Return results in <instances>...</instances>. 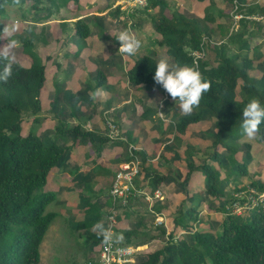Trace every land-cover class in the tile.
<instances>
[{"label":"trees","instance_id":"trees-1","mask_svg":"<svg viewBox=\"0 0 264 264\" xmlns=\"http://www.w3.org/2000/svg\"><path fill=\"white\" fill-rule=\"evenodd\" d=\"M195 1L207 2V9H213L215 6V0ZM27 2H31L30 8L35 12L45 13L34 19V23H39L58 13L61 8H66L69 2L77 4L78 0H19L18 4L15 0H0V16L5 14L6 6H22ZM222 2L230 4L231 10L236 8V13L243 16L260 15L264 17V5L249 6L243 0H222ZM168 5L167 0H147L146 7L147 9L164 10ZM139 10L142 9L136 11ZM116 12H119L118 9ZM203 20L214 23V15L211 16L207 11ZM249 21L239 20L240 32L238 29L230 30L232 22L226 31V41L228 44L236 45L239 53L251 49L248 41L243 38L244 34L251 36L246 32L247 25L252 23ZM67 24V21H61L60 26L63 27V31ZM73 24L74 36L78 37V40H85L90 36V29L84 20L78 19ZM32 28H29L30 36L22 38L20 42L22 52L31 61L30 65L24 67L17 62L13 68V76L7 84L0 82V264H39L40 245L58 215V213L46 212L54 195L48 191L43 192V189L47 184L48 174L59 164L65 149L69 151L81 142L89 145L98 157L107 146L124 147L126 145L122 141L109 140L103 133L89 129L83 130L80 124L66 128L62 121L55 125L53 138L48 140V142L51 141L50 143H46L47 138L40 137L33 131H29L26 135L22 134L24 114L35 117L36 122L42 121L39 117L42 110L40 96L47 79L46 68L34 49V41L40 38L33 33ZM153 29L159 36L157 45L165 49V54L173 64L194 65L189 55L190 51L199 50L204 45L203 37H210V32L201 21L175 11H172L170 17L161 15L160 19L153 24ZM262 30L264 33V28ZM41 40L45 42L44 38ZM216 55L220 63L215 67L210 66L205 59L197 63L204 77L211 80L212 87L204 94L200 106L194 110L196 114L185 116L170 127L179 135H183L190 126L199 123L203 116H210L214 119L215 131L212 133L213 154L211 159L217 167L207 163L195 165L188 162L187 172L182 181L185 183V186L182 185V194H187V198L192 197L195 203L193 201L194 204L186 209L182 207L177 213L172 221L173 229L167 234L164 245L134 264H264V209L253 210L243 216L232 215L226 210V206L233 202V193L230 194L225 190L228 182L233 183L231 192L245 190L246 186L240 185L238 181L244 177L250 180L247 184L250 188L259 192L264 191V181L256 179L252 181L246 176V163L245 161L239 162L235 157V154H240V152L234 144L240 135H244L241 128L243 108L254 97L264 103V66L260 65L258 68L260 72L258 79H253L249 74L253 70L252 61L244 57L239 63L238 53L227 54V43H222L216 49ZM156 64L151 56L135 57L131 67L125 73L127 81L133 88L152 87L163 94L166 93L167 97L171 98L162 86L154 82ZM3 65L4 61L0 60V70ZM105 82V74L98 71L96 87H100ZM152 114V110L147 108L142 117L147 119ZM69 136L74 139L71 147L66 145ZM257 138L264 144V123L260 126ZM175 140H177L176 137ZM58 142L63 146H60ZM252 145V148L258 150L254 142ZM186 153L188 154V151ZM136 154L142 157L141 170L150 174L149 184L152 192L161 189L160 184L166 183L170 175H161L155 170H149L145 167L144 152L137 151ZM128 160L126 150L124 161ZM116 170L111 171L112 177ZM111 172L108 173L111 174ZM199 173L204 180L203 192L208 198H212L210 202H204L200 192L192 194L188 192V185ZM221 173L224 174L223 178ZM139 180L137 177L134 181L137 190L141 188L137 185ZM103 191L100 189L98 194ZM91 197L98 199L94 202H87L88 208L84 212L89 217L79 223L86 229H91L97 222L103 221V216L107 214L106 210L108 211L112 204L109 194L102 195L105 200L102 204L97 195ZM143 198V195L131 196L126 207H119L120 213L117 217L115 231L122 233L120 237L122 236L123 239L120 241L124 246H134L133 238H137L141 233L137 230H121L119 226L132 215L139 214L136 202ZM144 202L148 205L146 201ZM197 202H199L198 205ZM215 202L219 206L214 212L222 216L219 230L215 233L201 231L199 228H206V225L202 221L204 215H200L201 212L198 210L205 207L210 211L211 204L214 205ZM161 209L158 203L153 206L152 210L160 215ZM106 226L105 221V228ZM161 228H159L161 237L165 238L163 235L166 231L164 227ZM177 230L181 232L183 238L176 241L174 233ZM90 238L102 243L101 234H93Z\"/></svg>","mask_w":264,"mask_h":264},{"label":"rangeland","instance_id":"rangeland-1","mask_svg":"<svg viewBox=\"0 0 264 264\" xmlns=\"http://www.w3.org/2000/svg\"><path fill=\"white\" fill-rule=\"evenodd\" d=\"M122 1L123 0H78L77 4L69 2L66 8H61L58 13L39 23H34V19L45 13L43 11L37 13L31 9V2H27L22 6H6L5 14L0 16V49L9 43L10 40L15 39L21 42L22 38H28L30 36V27H33V33L40 38V40L34 41V49L36 50L35 52L37 54L40 53V60L45 66L47 72L46 83L41 91L40 96L42 101V110L39 117H41L40 119H42V121L36 122L34 120L35 117L24 114L22 130L23 135H26L29 131H33L34 133L39 134L41 137L47 138L46 143H50L51 141L48 142V140L53 138L52 134L55 132L54 127L59 121L64 122L66 128L70 127L65 120V118H67L69 115L76 116V121L77 123L79 122L83 130H87L89 128L87 125H89L91 128L98 131V133L104 134L103 125H105V120H112L114 123H117V125H120V129L123 130H120L121 137L122 132L123 134L125 133V129L122 128V125H129L128 129L130 132L136 131V133H133L131 136V141L135 144L141 143L138 149L139 151L144 152L143 156L146 158V163L149 161H153L155 163L157 160V164L155 163V166H161L163 159H166L168 163H170L168 167V173L170 174V177L167 178L166 182L167 186H170V188H164V186H160V200L156 199L153 200L154 202L148 203V201L143 198V200L146 201L148 205L142 199H139L138 202H136V207L139 211V214L132 215L128 220L121 222V225L119 226L121 230H137L139 233H141V235H139L137 238H133L135 245L128 246L134 248L133 261L130 263L134 264L143 260L145 255L148 253H151L164 245L167 234L173 229V219L177 213L181 211L182 207L183 209L187 208V201L191 198H187V194L182 195V185L185 186V183L182 181L184 180L185 173L187 172L188 162H192L195 165L207 163L217 167V164L211 159L213 154L211 142L213 140L212 133L215 131V121L210 116H203L199 123L190 126L185 134L179 135L170 127V125H174V123H177L181 118L188 115H185L181 112L178 101L176 103L172 98H168L166 93L163 94L152 87L133 88L131 85H129L125 75L126 72L124 71V69L130 68L133 63L131 60L128 62L129 57L125 58L123 56L122 61L113 58L115 59L114 61L105 63L98 68H95L96 66L86 58L89 51L80 50V56L78 57L79 60L81 58V63L78 65V61L76 58H74L76 54L75 50H71V52L74 51L72 55L73 57L66 55V50L64 48L66 43V32L69 33V36L72 40L68 42L72 43L73 46L75 45V49H77V44L76 41H74L73 35L74 30L72 29L74 25L73 23L79 19L77 17L85 14L89 15L90 13L92 14L94 12L102 13L99 15L100 17H89L83 19L85 22H87L88 28L90 29V36H94L93 32L100 31L101 35L99 36V39L103 42L102 45L107 47L108 45L111 46L113 44L118 45L119 41L116 40L117 35L121 31L128 30L142 42V47L135 56L141 57L142 55H148L153 57L156 63H158L161 58L168 56L165 54V49L157 45V39L159 36L155 34L153 24L160 19L161 15L170 17L172 11L180 14L184 13L187 17L201 21V23L204 24L210 32L209 38L206 36L203 37L206 43L204 59L210 66L215 67L220 63L216 55V49L222 43H227V54L234 55L238 53V55H240L238 59L239 63L244 57L252 61L253 70L249 72V74L250 76L252 75L253 79H258L260 76L258 68L260 65L264 66V33L262 30L264 28V17L260 21H249L252 23L247 25L246 32L251 34V36L244 34L243 38L248 41L251 49L246 52L239 53L236 45L228 44L226 41V31L231 22L232 26L230 30L234 29L235 31L238 29V32H240L238 27L239 21L234 22L232 19V15L236 13V8L231 10L230 4H226L222 2V0H215V6L213 9H207V2L198 3L195 0H167L169 5L164 10L158 8L147 9V7H145L139 11H136L138 9H135L133 11L134 13L122 11L123 9L121 6H119ZM243 1L249 6L264 5V0ZM42 4L45 3L42 2ZM117 9L119 11L118 13L116 12ZM207 11L211 14V16L214 15V23H209L208 20H203ZM101 15L103 16L101 17ZM228 15H230V17H228ZM69 18H71V20H69ZM63 20L72 22L71 24L68 23L64 31L60 26V23ZM5 26L16 27L17 31L10 37L6 36L2 33ZM106 30L107 32L104 33ZM41 38L45 39L44 43L42 42ZM79 41L83 42L84 40ZM96 42H98V39L94 37L93 43ZM68 47H70L69 44L67 45V48ZM13 51L16 54L18 63L22 64L24 67L30 65L31 61L29 57L22 52L21 46L17 47ZM68 58H70V60ZM74 60H76L77 63L73 62ZM169 62L172 63L170 58ZM113 65L116 66L119 71L116 74L117 89L114 88L116 85L114 81L109 82L107 80L110 78V75L113 72L111 71ZM100 70H102L101 72L105 74L106 82L100 87H96L95 82H97V72ZM73 74H75L74 78L78 79V81L83 84L84 90L76 92L70 88L67 95H63L61 92L57 91V85L59 84L57 77L62 80V84L68 85V79ZM80 77H83V79H80ZM97 88H102L104 90L105 94L102 95L103 97H101L102 102L100 101V98H97L95 101L90 99L92 92H94ZM119 88H123L121 92L124 90V93H121ZM89 90H91L90 93ZM161 100L163 101L162 107H160ZM54 101L55 103L52 105V102ZM117 101L125 102V104L122 106L124 109L122 113L127 114V118L124 122L121 120V118H117L115 116L119 112V108L115 105ZM69 102L73 104H69ZM82 105L87 111L85 114L79 112V108ZM60 106L63 107L64 112L58 115L57 109ZM147 108L151 109L154 115L153 117L151 116L145 119L142 117V115ZM159 111H162L166 117L161 118ZM194 114H196L195 111H193L190 115ZM85 115L91 117L94 115L95 116L92 120H90L91 117L84 119ZM57 117H63L64 119L59 120ZM84 124L86 126H84ZM166 129L170 131L167 136L165 135ZM159 131H161V139L160 141L154 142L153 139L155 138V133H158ZM175 137L177 140H175ZM69 138L70 140L68 143L70 142L72 145L74 139L72 136H69ZM122 142H124V140ZM253 142L255 145H257L259 150L252 148L254 145H252ZM234 144L237 148H239L238 152H240V154H235V157L239 162L245 161L246 163V176H248V178H250L252 181L255 179L257 181H263L264 144L258 138L250 140L245 135H240V137L234 141ZM59 145L63 146L62 143H59ZM129 146L127 143L124 151L122 150L123 153L121 152L123 155H125ZM133 146L137 147L135 145ZM86 148L91 155L86 154L84 158V156L82 157L84 154H81V156H78L79 161L77 160V164L82 163L80 168L81 170L83 169V172L86 171L84 166L87 167L88 160L92 162L93 159L91 157H97L94 156L95 152L89 145H87ZM186 151H188V154ZM253 152H255V157L252 154ZM123 155L120 156L121 159L124 158ZM64 156H68L66 149L59 164L55 167L56 169H63ZM136 156L139 157L137 154ZM85 160L87 161L85 162ZM118 160L119 159L114 162H110L111 171L117 169L118 165L120 164V161ZM140 161H142V157L140 158ZM84 162L85 165L83 166ZM91 162L88 164L90 167ZM70 167L67 166L69 170L73 168L72 167L70 169ZM74 171L75 170H71L67 172V175L69 176L67 178L68 182L70 180L74 183V179L79 178L78 176L75 177ZM142 171L143 169L141 170V173ZM96 172L97 168H95V171H93L94 174L91 172L87 174V172H85L86 175H83L82 178L88 182L87 185L82 183H77L74 185V193H72L73 199L70 201V203L67 202V204L69 203L71 205L73 203L75 208H66L67 204L62 203V199L56 190L48 191L54 195V199L47 206L46 212H54L58 213V215L50 225L40 245L39 264H98V249L101 245V241L96 242L95 240H92L90 236L93 234H98L99 232L93 231V228L86 229L84 226L79 224L80 222H84L86 217H89L84 212L85 209L87 210L88 208L86 206L87 202H94L96 199H98L97 197L93 198L91 196L98 194L100 189L105 188V183H108V181L112 180V172L111 174ZM146 176L149 179L150 175L148 172ZM201 177L202 175L200 173L194 176L196 180L194 181L197 185L196 188H194L198 193L200 192L201 199L204 200V202H210V199L212 198H208L203 192L204 180H202ZM221 177H224L223 173H221ZM51 178L52 177L50 176L48 185H51L50 189L53 190ZM238 181L240 185L243 184L246 186L245 189L250 187L247 185L249 184L250 180H246L244 177H241ZM145 183L146 181L140 179L137 182V185L141 187L139 188L141 191L151 194V185ZM228 183L229 184L225 185V190L230 194H234V192H231L233 183ZM94 185H97V187ZM63 187L61 193L66 190V187H64V190ZM136 189L138 188L136 187ZM153 193L154 192H152L151 197L153 196ZM104 194L105 191H103L101 194L99 193V195ZM81 195H84L85 197L82 196L80 198L79 196ZM87 195L91 196L86 197ZM193 201L195 203V200ZM193 201H191V205L194 204ZM158 203L162 207L160 215L155 214L152 210L153 206H156ZM62 204L63 206L61 207ZM198 204L199 202H197V205ZM217 204L218 203L214 205L211 204L210 211L205 207L198 210L201 212V214L203 213L202 215L204 216L202 217V221L204 222V225H206V228H199L201 231H209L212 233L218 232L222 216L220 213L214 212L218 209L219 205ZM109 210L110 208L108 211L106 210V212L108 213ZM119 213L120 211L117 214L119 215ZM118 215L115 218L116 225L118 221ZM161 227H164V230L166 231L165 235H163L165 238L161 237L162 234H160L161 231L159 229ZM114 234L116 243L122 245V242L119 239L122 233L114 230ZM181 238H183V235L177 230V232L174 233V239L177 241Z\"/></svg>","mask_w":264,"mask_h":264},{"label":"crops","instance_id":"crops-1","mask_svg":"<svg viewBox=\"0 0 264 264\" xmlns=\"http://www.w3.org/2000/svg\"><path fill=\"white\" fill-rule=\"evenodd\" d=\"M100 14H102V13H98V12H94V13H90L89 15H87V14H85V15H81L80 17H77V18H79V19H85V18H89V17H100L99 15ZM103 15H101V17H102ZM69 20H71V18H69ZM91 21V20H90ZM68 22V21H67ZM98 23H100L99 21H97ZM68 23H72L71 21H69ZM87 23V22H86ZM68 25V24H67ZM71 26V25H70ZM67 27V26H66ZM63 28V27H62ZM73 30H74V27L72 28ZM92 30V29H91ZM107 32V30L106 31H104V33H106ZM75 34V32H73V35ZM93 34H94V36H90V37H88V39L86 40H84L83 42H81V41H79L78 40V38L76 37V36H74V41H76V47H77V49H75V45L73 46V44L72 43H69L68 41H70L71 40V37L69 36V33L68 32H66V36H65V39H66V43H65V45H64V48H65V52H66V55L67 56H69V57H73L72 55H73V52L74 51H72L71 52V50H75V52H76V54H75V56H74V58H76V60L78 61V65H80V63H81V58H80V60H79V57L78 56H80V54H79V52H80V50L81 51H89L88 52V56H86V58H87V60H90L96 67L95 68H98L99 66H101V65H103V64H105V63H108V62H112V61H114L115 59L116 60H119V61H122V58H123V56L125 57V58H128V56H126L125 54H122V53H120L119 52V47H120V43L118 44V45H111V46H107V47H104L103 45H102V41L99 39V36L101 35V32L100 31H96V32H93ZM94 37L96 38V39H98V42H96V43H93V40H94ZM76 39V40H75ZM90 40V41H89ZM72 41V40H71ZM70 45V47H68L67 48V45ZM38 56L40 57L41 55H40V53L38 54ZM136 57V56H135ZM135 57H129L128 58V62L131 60V61H133V59H135ZM113 58H115V59H113ZM69 60H70V58H68ZM76 60H74L73 62H76L77 63V61ZM75 63V64H76ZM65 64L67 65V63L65 62ZM114 64V63H113ZM72 67V66H71ZM114 67V68H113ZM113 67H112V70L111 71H113L112 72V74L110 75V78L109 79H107L109 82H115V86H114V88H116L117 89V72H119L118 71V69L116 68V66H114L113 65ZM83 68V67H82ZM82 68H81V70H82ZM119 68V67H118ZM121 68H122V66H121ZM124 68V67H123ZM108 69V68H107ZM102 70H104V69H102ZM102 70H100V71H102ZM126 70L127 69H124V71L126 72ZM96 71V70H95ZM105 71V70H104ZM108 71V70H107ZM46 74H47V72H46ZM74 76H75V74H73V75H71V77L68 79V85H64V84H62V80L61 79H59V77H57V81L59 82V84L57 85V87H58V90L57 91H59V92H61L63 95H67V93L69 92V90H70V88L71 89H73V90H75L76 92L78 91V92H80V90L82 91V90H84V87H83V84L81 83V82H79L78 81V79H76V78H74ZM80 79H83V77H80ZM82 81V80H81ZM84 86H85V82H84ZM124 87V86H123ZM123 88H119V90H120V92H121V90H122ZM91 92V90H89V93ZM121 93H124V90H123V92H121ZM123 96V95H122ZM101 97H103V96H101ZM101 97H99L100 99H101ZM101 102H102V99L100 100ZM140 101V100H139ZM142 101V100H141ZM55 103V101L54 102H52V105ZM41 104H42V101H41ZM69 104H73V103H71V102H69ZM125 104V102H116L115 103V105L119 108V112L115 115L117 118H121V120L124 122L125 121V119L127 118L126 116H127V114L125 113H122V111H124V109H123V105ZM98 105H99V103H98ZM111 109H113V108H111ZM62 112H64V109H63V107H58V109H57V114L59 115L60 113H62ZM79 112H82L83 114H85V112H87L86 110H85V108L83 107V105L82 106H80V108H79ZM153 112V111H152ZM69 114H70V112H69ZM153 115H154V113L152 114V117H153ZM95 116V115H94ZM94 116H87V115H85V117H84V119H88L89 117H91L90 118V120H92L93 118H94ZM76 116L75 115H69L67 118H65V120H66V122L69 124L68 126H70L69 128H71L72 126H75V125H77V124H79V122L77 123V121H76V118H75ZM58 118V117H57ZM59 120H61V119H64L63 117H61V118H58ZM89 120V121H90ZM117 124V123H116ZM81 126V125H80ZM83 126V125H82ZM84 126H86L85 124H84ZM89 128V130H93V131H96L95 129H93V128H91L89 125H87ZM120 125H118V127H119ZM128 126L129 125H122V128H124L125 129V133L123 134V132H122V137H121V139H119V140H117V141H123L124 140V142L127 144L128 143V146L129 145H135V146H137V148H139L140 146L139 145H141V143L140 144H135V143H133L132 141H131V136L133 135V133H136V131H129V129H128ZM143 126V125H142ZM165 126V125H164ZM103 129H104V134L106 133V130H105V125H103ZM119 129H120V127H119ZM121 130V129H120ZM121 131H123V130H121ZM151 131H153V130H151ZM150 131V132H151ZM165 131V130H164ZM98 132V131H97ZM149 132V133H150ZM167 132V133H166ZM161 131H159L158 133L156 132L155 133V138L153 139L154 140V142H157V141H160V139H161ZM170 133V131H168V129H166V131H165V135L167 136L168 134ZM120 134H121V132H120ZM38 136H40L39 134H37ZM41 137V136H40ZM70 140V138L68 137L67 138V144H68V146L69 145H71L70 144V142L68 143V141ZM66 144V145H67ZM132 145V146H133ZM126 146V145H125ZM125 146L124 147H117V146H114V145H111V146H107L104 150H103V152L100 154V156H98V157H96V158H94V157H91L93 160H92V162L91 161H89L88 160V162H87V167L86 166H84L85 165V162L87 161V160H85V162L83 163V166L86 168V171L85 172H87V174H89V172H91L92 174H94L93 173V171H95V168H97V172L99 173V171L102 169V171H100L101 173H103V174H109L105 169H107V170H110L111 171V169H110V162H114V161H116L117 159H119L118 161H120V163H122L123 161H124V158H120V156H122L123 154V151H124V148H125ZM87 144H85V143H79L78 144V146L77 147H75V148H71L69 151H67V154H68V156H64V165H63V169L61 170V169H56L55 167L50 171V173L48 174V177H47V184H46V186H45V188H44V190L43 191H54V190H56L58 193H59V195H60V197H61V199H62V203L63 204H67V202H69L70 203V201L73 199V196H72V193H74V185L75 184H77V183H82V184H84V185H87L88 184V182H86L85 181V179H83L82 177H83V175H86V173L85 172H83L82 170H81V168H80V165H82V163L81 164H77V160H78V156H81V154H84V155H82V157L84 156V158H85V156H86V154L87 155H91L90 153H89V151H87ZM123 150V151H122ZM258 150H259V148H258ZM87 151V152H86ZM139 151V150H138ZM122 152V153H121ZM143 152V151H142ZM253 154V156L255 157V152H253L252 153ZM95 156V155H94ZM124 156V155H123ZM121 159V160H120ZM79 161V160H78ZM149 161V160H148ZM91 162V167L90 166H88V164ZM153 163V164H152ZM156 164H157V160H156V162H155ZM155 163L153 162V161H149L148 163H146L145 164V167L146 168H150L149 170H155V171H157L159 174H164V175H170L169 173H168V167H169V164L170 163H168V161L166 160V159H163V163H162V165L161 166H155ZM70 164H71V167H70ZM152 164V165H151ZM67 166H69L70 167V169L71 170H75L74 171V173H75V177L76 176H78L79 178L78 179H74V183L73 182H71L70 180H69V182H68V180H67V178L69 177L67 174V172L68 171H71V170H69L68 168H67ZM90 167V168H89ZM100 167H101V169H100ZM113 168V167H112ZM68 170V171H67ZM88 170V171H87ZM73 172V171H72ZM96 172V173H97ZM146 174H147V172H144V171H142V173L140 174V176H139V179H141V180H144V181H146V183L145 184H149V182H150V177H149V179L147 178V176H146ZM150 175V174H149ZM50 176L52 177L51 178V182H52V188H53V190L52 189H50L51 188V185H48V183H49V180H50ZM256 177V176H255ZM70 178H71V176H70ZM147 178V179H146ZM72 179V178H71ZM111 179H112V176H111ZM109 180V179H108ZM262 180V179H261ZM264 181V180H263ZM171 182V181H170ZM110 183H111V181H108V183H105V188L104 189H102V190H104L105 191V195H106V193H107V195H108V193H109V188H110ZM55 184H57V185H55ZM108 184V185H107ZM170 185V184H169ZM66 187V190H64V187ZM95 187H97V185H94ZM160 186L161 187H163L164 186V188H170V186H167V184L166 183H162V184H160ZM196 182L195 181H192L191 182V184H190V186L188 185V192L190 193V194H192V193H197V191L195 190V188H196ZM62 187H63V190H64V192H62L61 193V191H62ZM195 187V188H194ZM95 192V191H94ZM98 197H99V202L100 203H102V202H104L105 200H104V197H102V195H99V194H96ZM183 195V194H182ZM85 197L84 195H81V196H79L80 198L81 197ZM89 195H87L86 197H88ZM196 197V196H195ZM192 198V197H191ZM191 201H193V199H190V200H188L187 201V204H188V206L187 207H189V206H191ZM67 204V207L66 208H75V206H74V204L72 203L71 205L70 204ZM63 204L61 205V207L63 206ZM204 208V207H203ZM203 214V213H202ZM201 214V215H202ZM104 219H105V216H104V218H103V223H104V227H105V221H106V219H105V221H104ZM98 234H100V233H98Z\"/></svg>","mask_w":264,"mask_h":264},{"label":"clouds","instance_id":"clouds-1","mask_svg":"<svg viewBox=\"0 0 264 264\" xmlns=\"http://www.w3.org/2000/svg\"><path fill=\"white\" fill-rule=\"evenodd\" d=\"M15 2L18 4L19 0H15ZM16 31V27L5 26L2 33L10 37ZM116 40L120 43L119 52L128 57L135 56L142 47L141 40L128 30L121 31ZM19 46H21L20 41L13 39L0 49V60L4 61L3 68L0 70V82L4 84H7L13 76V68L17 63V57L13 50ZM153 79L156 85L162 86L173 101L179 102L180 110L185 115H190L200 106L204 94L209 92L212 87L211 80L204 77L197 65L173 64L169 62L168 57L161 58L155 65ZM104 94L102 88H97L92 92L90 99L95 101ZM162 106L163 101L161 100L160 107ZM159 115L161 118L166 117L162 111H159ZM241 120L244 135L250 140L257 138L260 126L264 123V103L259 98L250 99L242 110ZM92 230L101 234L102 242L105 244L110 243L113 239V234L104 227L103 221L97 222ZM119 239H123V237L121 236Z\"/></svg>","mask_w":264,"mask_h":264},{"label":"built area","instance_id":"built-area-1","mask_svg":"<svg viewBox=\"0 0 264 264\" xmlns=\"http://www.w3.org/2000/svg\"><path fill=\"white\" fill-rule=\"evenodd\" d=\"M122 11H129L132 13L135 9H144L147 6L146 0H123L120 5ZM263 16L253 15L243 16L238 13L232 15L234 22L240 19L260 21ZM204 45L199 50L190 51L189 55L193 59V63L197 65L199 60L205 57V41ZM106 136L111 141L121 139L119 127L112 120H105ZM139 149L130 145L127 149L129 157L128 161H123L117 167L115 175L112 177L109 196L111 197L112 204L109 212L106 215L107 226L113 234V239L110 243H101L99 247V260L98 264H130L133 261L134 248L119 245L115 242V218L118 215L119 207H125L128 199L131 196L143 195L148 203L154 202L153 200H160L159 189L155 190L153 196L150 193H145L135 188L134 181L141 174L140 159L136 156ZM264 209V191L259 192L254 188H247L243 191L235 192L233 194V202L226 206V210L235 216H243L253 210ZM103 240V237H102Z\"/></svg>","mask_w":264,"mask_h":264}]
</instances>
